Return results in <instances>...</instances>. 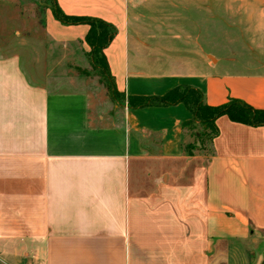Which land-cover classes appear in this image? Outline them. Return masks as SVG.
Returning <instances> with one entry per match:
<instances>
[{
    "label": "crops",
    "instance_id": "1",
    "mask_svg": "<svg viewBox=\"0 0 264 264\" xmlns=\"http://www.w3.org/2000/svg\"><path fill=\"white\" fill-rule=\"evenodd\" d=\"M251 1L263 2L53 0L116 28L104 54L120 102L77 74L90 65L88 25L48 8L41 59L33 45L3 51L0 38V264H263L264 126L220 117L211 153L188 156L183 104L126 101L189 86L210 107L264 110V33L256 61H242L217 55L203 24L215 2ZM189 11L198 19L185 28Z\"/></svg>",
    "mask_w": 264,
    "mask_h": 264
},
{
    "label": "rangeland",
    "instance_id": "2",
    "mask_svg": "<svg viewBox=\"0 0 264 264\" xmlns=\"http://www.w3.org/2000/svg\"><path fill=\"white\" fill-rule=\"evenodd\" d=\"M262 1L248 3L251 10H246L245 7L240 9L239 5L228 2H215L213 18L209 17L207 22L203 21V24L213 30V45L217 55L233 54L240 57L242 61H256L258 57L257 44L263 40L261 31L264 33V19L260 16L261 12L264 13V0ZM52 6L53 0H2L0 3L2 50L10 51L20 44L25 49L33 45L38 47L35 58L41 59L43 57L41 50L46 52L45 49L48 47L44 36V16L46 10ZM183 18V27L191 28L192 21L198 19V16L189 11L183 14ZM256 28L259 29V32H256ZM49 51L55 57L62 55L57 49L55 52L54 50ZM88 61L90 65L87 64L86 70L77 72L80 77L88 79L91 86H86L87 90L96 91L101 95L103 101L114 102L108 89V81L102 70L94 68L89 58ZM223 68V64L218 66V69ZM109 108L107 111L110 110ZM243 247L239 249L240 257L245 253L244 249L246 248ZM249 247L247 245V249ZM246 263L248 264V260L241 259V262L239 261V264Z\"/></svg>",
    "mask_w": 264,
    "mask_h": 264
},
{
    "label": "trees",
    "instance_id": "3",
    "mask_svg": "<svg viewBox=\"0 0 264 264\" xmlns=\"http://www.w3.org/2000/svg\"><path fill=\"white\" fill-rule=\"evenodd\" d=\"M52 13L55 20L62 25H88L90 27L85 38V42L90 47L87 56L94 68L102 70L108 81V89L112 98L114 100L124 99L117 92L109 75L104 54L117 34L116 28L99 19L69 17L62 12L56 2L52 6ZM126 101L132 109L170 107L183 104L193 116V120L184 124V128L192 131L196 139L194 143L185 147L188 156H194L196 152L211 153L212 142L219 134L216 121L220 117L226 116L233 122L251 127L264 126V110L254 109L237 100H230L222 106L210 107L204 103L203 94L189 86L177 87L162 97H128ZM197 143L200 146H197Z\"/></svg>",
    "mask_w": 264,
    "mask_h": 264
},
{
    "label": "water",
    "instance_id": "4",
    "mask_svg": "<svg viewBox=\"0 0 264 264\" xmlns=\"http://www.w3.org/2000/svg\"><path fill=\"white\" fill-rule=\"evenodd\" d=\"M263 264H264V261H263Z\"/></svg>",
    "mask_w": 264,
    "mask_h": 264
}]
</instances>
